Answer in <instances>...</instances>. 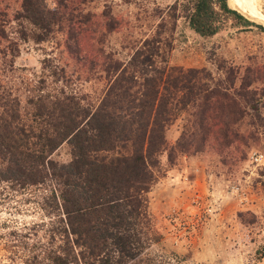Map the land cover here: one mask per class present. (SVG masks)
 <instances>
[{"label":"trees","instance_id":"16d2710c","mask_svg":"<svg viewBox=\"0 0 264 264\" xmlns=\"http://www.w3.org/2000/svg\"><path fill=\"white\" fill-rule=\"evenodd\" d=\"M43 1L0 0V71L12 67L20 41L38 43L60 33L58 49L73 60V72L99 70L106 83L96 102L83 101L64 88L70 81L66 64L51 60L43 62L42 72L60 85L30 80L22 100L0 80V183L45 192L40 208L46 222L16 232L15 246L27 252V264H162L147 248L159 240L146 197L159 174V156L165 152L171 164L175 149L207 148L222 162L242 160L250 136L237 125L246 97L257 102L250 88L254 78L240 77L237 96L207 88L197 82L199 71L165 63L159 33L138 43L125 20L105 6L91 8L94 0H52L51 7ZM256 1L232 2L258 16ZM190 2L185 20L200 35L217 32L227 15L262 28L227 0ZM122 29L127 33L120 50L134 48L125 61L109 44V36ZM188 103L195 109L194 126L169 146L165 132ZM64 143L69 158L60 162L52 155ZM38 231L44 241L28 238L27 232Z\"/></svg>","mask_w":264,"mask_h":264},{"label":"rangeland","instance_id":"374dc122","mask_svg":"<svg viewBox=\"0 0 264 264\" xmlns=\"http://www.w3.org/2000/svg\"><path fill=\"white\" fill-rule=\"evenodd\" d=\"M229 1L233 0H227L233 7ZM43 2L53 5L52 0ZM190 4V0H94L89 4L96 10L105 6L125 20L131 40L138 43L159 33L163 42L159 51L165 63L199 71L198 84L237 96L233 92L240 77L247 74L254 78L250 88H254L257 102L246 94V112L237 125L239 131L250 136L242 160L222 162L214 150L207 148L201 152L175 149L171 164L165 152L159 156L158 177L146 193L151 224L159 240L151 241L147 248L161 256L162 264H264V26L260 29L227 15L221 18L217 32L200 35L185 20V6ZM255 12L264 17L263 0L256 1ZM14 26L11 23L8 28ZM125 33L122 29L109 36V44L121 61L134 50H120ZM61 36L58 33L38 43L19 42L12 67L0 71L1 82L19 99H24V88L30 80L44 78L50 86L60 85L50 82L46 70L42 72L47 60L66 64L70 78L66 91L83 96L86 102H96L101 96L106 83L102 73L73 72V60L58 49ZM193 108L186 104L169 125L167 145H175L180 133L187 135L192 129ZM52 158L67 160V144L60 145ZM42 193L41 189L13 190L0 183V264H27V252L15 246L16 232L28 231L25 226L31 223L46 222L40 208ZM27 234L32 240L44 241L40 231Z\"/></svg>","mask_w":264,"mask_h":264},{"label":"bare ground","instance_id":"6f19581e","mask_svg":"<svg viewBox=\"0 0 264 264\" xmlns=\"http://www.w3.org/2000/svg\"><path fill=\"white\" fill-rule=\"evenodd\" d=\"M264 2V0H263ZM229 3L235 8L237 9L241 14H243L246 18H248L249 20H252V21H255V22H258L260 24H262L264 26V17L263 16H254V15H251L247 12H245L244 10H242L241 8H239L235 2L232 4L231 1H229Z\"/></svg>","mask_w":264,"mask_h":264},{"label":"water","instance_id":"95a60500","mask_svg":"<svg viewBox=\"0 0 264 264\" xmlns=\"http://www.w3.org/2000/svg\"><path fill=\"white\" fill-rule=\"evenodd\" d=\"M235 10V9H234ZM237 11V10H236ZM237 12H239V11H237ZM240 13V12H239ZM241 14V13H240ZM242 16H244L243 14H241ZM245 17V16H244ZM246 18V17H245ZM246 19H248V18H246ZM250 21H252V20H250ZM253 22H255V21H253ZM255 23H257V24H259V25H262V24H260V23H258V22H255ZM263 26V25H262Z\"/></svg>","mask_w":264,"mask_h":264}]
</instances>
